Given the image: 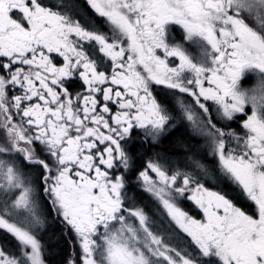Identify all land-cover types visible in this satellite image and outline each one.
Listing matches in <instances>:
<instances>
[{
	"label": "snow or ice",
	"instance_id": "1",
	"mask_svg": "<svg viewBox=\"0 0 264 264\" xmlns=\"http://www.w3.org/2000/svg\"><path fill=\"white\" fill-rule=\"evenodd\" d=\"M0 264H264V0H0Z\"/></svg>",
	"mask_w": 264,
	"mask_h": 264
},
{
	"label": "flooded vegetation",
	"instance_id": "2",
	"mask_svg": "<svg viewBox=\"0 0 264 264\" xmlns=\"http://www.w3.org/2000/svg\"><path fill=\"white\" fill-rule=\"evenodd\" d=\"M169 26H166V28ZM173 28V34L176 35L177 39H180L182 29L179 25H170ZM193 53L195 50L193 49ZM255 78V70L254 69H245L244 76L242 77L243 84H251Z\"/></svg>",
	"mask_w": 264,
	"mask_h": 264
},
{
	"label": "trees",
	"instance_id": "3",
	"mask_svg": "<svg viewBox=\"0 0 264 264\" xmlns=\"http://www.w3.org/2000/svg\"><path fill=\"white\" fill-rule=\"evenodd\" d=\"M70 252V248L65 249V254Z\"/></svg>",
	"mask_w": 264,
	"mask_h": 264
}]
</instances>
